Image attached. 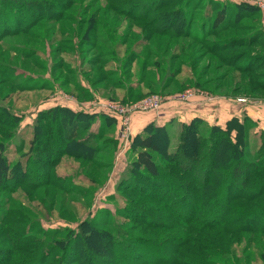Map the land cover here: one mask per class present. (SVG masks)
<instances>
[{"label":"rangeland","instance_id":"rangeland-1","mask_svg":"<svg viewBox=\"0 0 264 264\" xmlns=\"http://www.w3.org/2000/svg\"><path fill=\"white\" fill-rule=\"evenodd\" d=\"M197 1L199 4L200 0ZM193 2L196 3V0H37L31 6L2 4L4 11L11 13L7 18L3 15L0 22V140L6 145V155L12 168L10 186L5 190L0 188V218L11 220L21 230H25L14 250V246L2 236L7 226H13L5 224V221L0 223V245L11 250V253L4 250L9 257V264H42L41 255L45 249L63 246L60 241L72 235V230L77 231L82 221L107 231L113 227L127 229L132 227V222L127 220L130 214L123 212L128 203L148 208L147 201L152 202V206L167 202L152 195L144 198L133 189L128 192L117 190L120 177L133 159L129 151L124 149L126 146L128 149L133 134L131 120L126 144L127 141L123 143L118 138V121L101 111V108L109 101L127 103L148 95L162 96L164 104L175 101L168 98L186 88L209 92L207 87L195 85L197 70L190 67L188 47L183 49L184 44H181L187 42L180 37H172L174 33L164 36L161 35L163 32L157 31L156 25L159 22V27L166 25L167 20H170L167 12L177 9L175 7H180L182 12L188 9L189 17L195 14V18L204 16L209 7L214 9L217 6L249 4L258 8L259 18L243 14L244 18L236 24L239 29L229 28L210 38L245 34L248 30H242L248 29L247 25L254 23V19L264 27V10L253 2L208 0L204 8L202 5L197 7V4L195 8H189L188 5L192 6ZM183 22L184 18L180 17L178 27H183ZM259 24L251 25L258 27ZM247 52L261 53L262 49L255 44L250 48L232 47L220 53ZM231 61L235 62V59L224 60L225 64ZM223 70L236 73L227 65L223 66ZM59 81L66 84L61 85ZM222 83L226 86V81ZM226 89L222 88L224 92ZM234 96L262 100L260 96L244 93ZM100 101L101 106L100 103L96 104ZM57 104L71 105L76 110L83 109L96 114L91 127L94 130L104 122L102 117L106 115L115 120L117 128L102 125L104 138H117L111 166L92 173L96 176V182H93L81 171L78 161L64 156L55 169L58 176L53 174L59 178L58 183L64 190L53 185L36 188L39 185L34 186V183L19 184L16 179L19 165H14L21 161L24 163L25 151H30L37 112ZM171 123L174 143L179 138L174 132L178 129L179 121L173 120ZM261 129L264 127L256 121L255 132ZM254 143L251 149L249 143L247 155L250 160L260 161L257 145L263 152L264 145H260L258 137ZM165 167L169 168L167 163ZM29 177H33V173ZM75 183L78 186L72 188ZM250 185L251 190L244 193L252 200L234 202L241 208L237 209L233 217V225H218L213 228V232L204 236L201 232L210 229L206 226L171 228L172 223L183 222L164 211L162 215L168 218L162 223H166V228H157V233L149 232L172 242L167 253L180 259V262L168 259L163 264H201L196 259L199 255L196 248L202 245L208 250V259L213 261L211 264H264V194L257 197V187L252 183ZM167 203L170 205L172 202ZM249 211H253L252 214L245 217ZM198 229H201L200 233ZM174 238H184L186 244L180 247L181 241L173 243ZM60 249L56 248L45 257L46 262L52 259L54 264H69L65 259L59 260ZM129 261L143 264L132 256H129L127 263ZM121 262L126 264L123 259Z\"/></svg>","mask_w":264,"mask_h":264},{"label":"trees","instance_id":"trees-1","mask_svg":"<svg viewBox=\"0 0 264 264\" xmlns=\"http://www.w3.org/2000/svg\"><path fill=\"white\" fill-rule=\"evenodd\" d=\"M36 1L0 0V22L3 20V15L7 18V15L11 13L4 11L2 4L13 6V3H21L22 6H31ZM203 1L200 0L198 4L196 0V3L193 2V5L188 7L195 8L202 5L204 8L208 0L204 3ZM175 8L177 9L167 12L170 20H167L166 25L159 27L161 22L156 25L157 31L163 32L161 35L164 36L167 34L171 36L170 33H174L172 37H180L187 42V44H181H184L183 49L188 47L190 67L197 70L195 85L207 87L206 90L210 93L218 95L234 96L244 93L264 97L262 24L254 19V23L250 22L247 25L248 29L242 30H248L245 34L236 33L221 38H210L220 35L229 28L239 29L236 24L238 20L244 18L243 14L259 18L258 8L249 4H236L233 7L217 6L214 9L209 7L205 10L204 16L199 18H195V14L189 17L188 9L182 12L180 7ZM180 17L184 18L183 27H178L181 23H179ZM251 24L259 25L253 27ZM255 44L260 46L261 53L227 55L220 53L232 47L250 48ZM218 59L221 61L218 62ZM226 59H235V62L225 64ZM201 61L203 63L199 65ZM224 65L233 68L236 73L224 71ZM225 81L226 86L222 83ZM59 83L66 84L60 81ZM225 87L228 89L224 92L222 88ZM245 115L242 119L232 116L224 126L209 124L201 116H194L187 122L180 121L177 125L178 129L174 131L179 137L176 143L172 141L171 122L173 120L163 125H157L154 122L146 124L142 131L136 133L129 141L127 150L133 159L120 177L117 190L128 192L133 189L144 198L152 195L166 199L167 202L171 201L172 205L161 202L162 204L152 206V202L147 201L148 208H143L139 204L128 203L123 212L130 214L127 220L132 222V227L127 229L113 227L107 231L82 221L77 231L72 230V235L60 241L64 244L63 246L45 249V253L41 255L43 256L42 264H54L52 259L46 262L45 257L56 248H61L59 260L65 259L67 260L65 262L69 264H123L122 259L126 261V264H132L130 261L127 263L129 256L143 264H163L168 259H176L180 262V259L167 253L171 249L172 242H168V239H160V236L155 234L157 228L161 230L166 228V223H162L165 218H168L162 215L164 211H168L183 222L172 223L171 228L190 225L210 228L203 232L198 229L202 236L213 232V228L218 225L225 227L233 225V217L237 214V209L241 208L234 202L246 203L252 200L244 193L251 190L250 184L257 187L259 191L257 197L264 194V152L257 145L260 161L250 160L247 155L249 143L251 142V149L256 137L260 139V145H264V129L255 132L256 121ZM106 116L102 117L104 122L100 123L99 128L94 130L91 127L96 114L87 110H76L57 104L38 111L30 151L29 153L25 151L24 163L21 161L14 165V167L19 165L16 175L19 184L34 183V186L39 185L36 188L53 185L64 190L58 183L59 178L53 175H57L55 169L64 156L78 161L81 171L90 181L92 178L93 182H96V176L92 173L97 169L111 166L113 152L117 145V138L114 136L104 138L105 131L102 125L115 127V120ZM166 163L169 168L165 167ZM11 168L12 163L6 155V145L0 140V188L2 190L10 186ZM32 173L33 177H29ZM75 184L72 188L78 186V183ZM218 206L219 209L216 210ZM252 212L249 211L245 217L250 216ZM4 221L13 228L7 226L8 229L2 236L6 237L16 250L25 230H21L11 220L1 217L0 223ZM161 224H164V227H161ZM133 230L137 232L134 233ZM184 238L182 240L174 238L173 243L181 241L180 247H182L186 244ZM54 245L56 246L55 242ZM4 250L11 253L8 247L4 248L0 245V264H9V257ZM196 252L200 255H197L196 259L201 264L213 262L208 259V250L205 246L196 248Z\"/></svg>","mask_w":264,"mask_h":264},{"label":"crops","instance_id":"crops-1","mask_svg":"<svg viewBox=\"0 0 264 264\" xmlns=\"http://www.w3.org/2000/svg\"><path fill=\"white\" fill-rule=\"evenodd\" d=\"M239 98H244V101ZM260 98L262 100L256 97L219 96L200 91L187 102L167 101L158 112H136L131 116L132 137L142 131L149 122L157 125H163L170 120L187 122L194 116H201L212 124L224 126L232 116L240 118L246 114L264 127V97ZM61 105L74 109L71 105ZM124 149L127 150V146Z\"/></svg>","mask_w":264,"mask_h":264},{"label":"built area","instance_id":"built-area-1","mask_svg":"<svg viewBox=\"0 0 264 264\" xmlns=\"http://www.w3.org/2000/svg\"><path fill=\"white\" fill-rule=\"evenodd\" d=\"M250 3L257 4L261 9L264 10V0H247ZM199 93L197 90H193L191 88H186L181 93L169 97L168 99L179 101V102H187L193 96ZM239 100L244 101V98H239ZM164 100H162V96L160 95H148L138 99L137 101L133 102H114L109 101L104 104V107L101 108L105 114L114 117L120 126L118 138L121 142L128 143V139L130 136V118L133 113L136 112H149V111H156L160 109L163 105ZM101 106V101L96 102ZM97 111V110H95Z\"/></svg>","mask_w":264,"mask_h":264}]
</instances>
